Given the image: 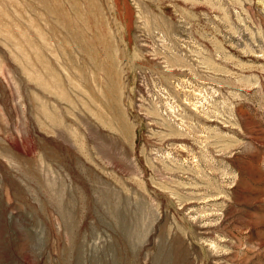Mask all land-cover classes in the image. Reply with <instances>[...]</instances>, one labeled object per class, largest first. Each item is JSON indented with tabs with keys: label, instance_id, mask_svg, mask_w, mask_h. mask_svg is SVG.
I'll list each match as a JSON object with an SVG mask.
<instances>
[{
	"label": "rangeland",
	"instance_id": "rangeland-1",
	"mask_svg": "<svg viewBox=\"0 0 264 264\" xmlns=\"http://www.w3.org/2000/svg\"><path fill=\"white\" fill-rule=\"evenodd\" d=\"M0 264H264V0H0Z\"/></svg>",
	"mask_w": 264,
	"mask_h": 264
}]
</instances>
